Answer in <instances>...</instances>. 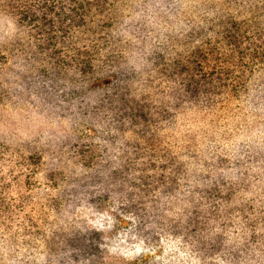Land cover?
Segmentation results:
<instances>
[{
    "label": "rangeland",
    "instance_id": "1",
    "mask_svg": "<svg viewBox=\"0 0 264 264\" xmlns=\"http://www.w3.org/2000/svg\"><path fill=\"white\" fill-rule=\"evenodd\" d=\"M112 18L87 75L0 2V147L39 162L0 264H264V0Z\"/></svg>",
    "mask_w": 264,
    "mask_h": 264
},
{
    "label": "trees",
    "instance_id": "2",
    "mask_svg": "<svg viewBox=\"0 0 264 264\" xmlns=\"http://www.w3.org/2000/svg\"><path fill=\"white\" fill-rule=\"evenodd\" d=\"M1 6L26 27L40 51L72 53V63L80 74L92 73L95 60L104 49L108 27L112 23L113 0H0ZM2 65L0 63V70ZM1 96V95H0ZM38 159L18 158L0 147V195H23L38 183ZM0 198V223L15 225L30 201L11 198L3 205ZM4 209L9 217L2 219ZM4 216V215H3ZM3 220V222H2ZM3 223V224H4Z\"/></svg>",
    "mask_w": 264,
    "mask_h": 264
}]
</instances>
